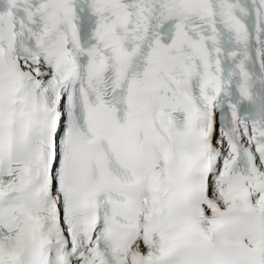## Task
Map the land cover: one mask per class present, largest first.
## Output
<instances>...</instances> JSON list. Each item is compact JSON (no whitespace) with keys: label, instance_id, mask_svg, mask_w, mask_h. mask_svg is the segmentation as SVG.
Returning <instances> with one entry per match:
<instances>
[{"label":"snow or ice","instance_id":"1","mask_svg":"<svg viewBox=\"0 0 264 264\" xmlns=\"http://www.w3.org/2000/svg\"><path fill=\"white\" fill-rule=\"evenodd\" d=\"M0 264H264V0H0Z\"/></svg>","mask_w":264,"mask_h":264}]
</instances>
